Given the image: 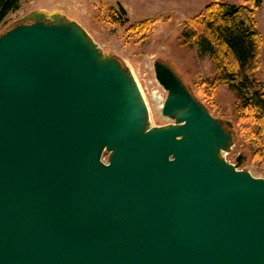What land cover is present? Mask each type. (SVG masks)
Here are the masks:
<instances>
[{
    "label": "water",
    "instance_id": "water-1",
    "mask_svg": "<svg viewBox=\"0 0 264 264\" xmlns=\"http://www.w3.org/2000/svg\"><path fill=\"white\" fill-rule=\"evenodd\" d=\"M154 72L163 126L65 14L0 35V264H264V178L226 158L233 121Z\"/></svg>",
    "mask_w": 264,
    "mask_h": 264
},
{
    "label": "rangeland",
    "instance_id": "rangeland-1",
    "mask_svg": "<svg viewBox=\"0 0 264 264\" xmlns=\"http://www.w3.org/2000/svg\"><path fill=\"white\" fill-rule=\"evenodd\" d=\"M223 2L240 4L239 0ZM211 3L212 0H23L20 9L10 13L0 25V35L35 10L65 14L83 26L106 54L118 57L131 69L153 118L160 107L153 100V92L158 90L167 96L155 78L154 64L166 62L215 117L234 122L238 140L226 158L236 163L243 154L242 165L246 164L240 168L264 178V157L252 158L255 152L264 153V138L258 135L256 123L258 111L252 103L247 106L245 99L264 92V1L256 11L263 36L260 68L249 74L248 88L243 89L245 98L240 96L241 79L213 86L217 70L211 58L201 52L198 44L182 45L180 37L186 22ZM145 22L149 23L148 28L141 26ZM233 109L239 110L238 118H234Z\"/></svg>",
    "mask_w": 264,
    "mask_h": 264
},
{
    "label": "trees",
    "instance_id": "trees-1",
    "mask_svg": "<svg viewBox=\"0 0 264 264\" xmlns=\"http://www.w3.org/2000/svg\"><path fill=\"white\" fill-rule=\"evenodd\" d=\"M22 1L0 0V25L10 13L20 9ZM239 1L240 4L235 5L212 0L199 15L186 22L180 39L185 47L198 44L201 52L211 58L217 70L211 82L213 86L233 84L241 79L240 96L245 98L243 89L248 88V76L260 68L263 36L258 28L256 11L262 7L264 0ZM148 25V22L141 24L145 28ZM245 99L247 106L252 103L258 111V135L264 138V92H256L252 98ZM239 114L238 109H233L234 118H238ZM253 154L252 158L264 157L260 151Z\"/></svg>",
    "mask_w": 264,
    "mask_h": 264
},
{
    "label": "flooded vegetation",
    "instance_id": "flooded-vegetation-1",
    "mask_svg": "<svg viewBox=\"0 0 264 264\" xmlns=\"http://www.w3.org/2000/svg\"><path fill=\"white\" fill-rule=\"evenodd\" d=\"M164 63H166V62H164ZM152 97H153V100L155 101V104H159L160 106L163 104V102L166 98L158 90L153 92ZM146 101H147V99H146ZM159 108L160 107H158V109H156V115L154 116V118L151 115V112L149 114V120H150L151 126H163V125H167V124L172 122V121L168 120L166 117H163L159 113V111H157V110H159ZM149 111H150V109H149Z\"/></svg>",
    "mask_w": 264,
    "mask_h": 264
}]
</instances>
